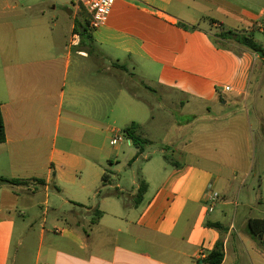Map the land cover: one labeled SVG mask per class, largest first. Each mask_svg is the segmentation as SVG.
I'll list each match as a JSON object with an SVG mask.
<instances>
[{
	"label": "crops",
	"instance_id": "1",
	"mask_svg": "<svg viewBox=\"0 0 264 264\" xmlns=\"http://www.w3.org/2000/svg\"><path fill=\"white\" fill-rule=\"evenodd\" d=\"M255 2L258 14L237 0H117L91 32L93 55L77 49L72 22L68 40L46 58L22 48L27 30L4 16L16 0H0V178L19 181L0 183V264H15L13 246L27 248L36 231L26 219L36 222L37 209L43 221L31 264H209L219 241L222 264H264L248 229L250 219H264L250 213L264 205V57L219 37L242 32L264 47V0ZM130 74L164 96L145 101L122 81ZM132 123L145 138L146 125L166 130L160 158L141 166L142 175L136 165L149 145L138 154L125 135L113 144ZM240 130L244 148L254 143L259 152L243 165ZM52 190L62 202L50 208Z\"/></svg>",
	"mask_w": 264,
	"mask_h": 264
},
{
	"label": "rangeland",
	"instance_id": "2",
	"mask_svg": "<svg viewBox=\"0 0 264 264\" xmlns=\"http://www.w3.org/2000/svg\"><path fill=\"white\" fill-rule=\"evenodd\" d=\"M237 1L240 5L252 7V9H254V11H256V13L258 14L259 4H257L256 2L251 3V0ZM16 3L18 5L17 8L14 11H8V13L4 16L7 18H11L15 22L16 29L18 26H23V28L27 30V32L23 31L20 33L22 48L25 47L26 49L35 50L37 53H39V56H43L44 54H46L47 58L48 54L57 52L61 49V43L68 40L72 22L74 24H77V22H81L82 24L86 25V11L83 8L79 9L75 20V9L70 0H16ZM70 10L71 14L69 13ZM32 56H34V54H32ZM76 60L77 57L74 55V62ZM116 72L118 73V75H120V72L118 70ZM122 81H124V84H126V86H128V88H130L132 91L141 92L143 99H145V101H149V103L159 101L161 100V97L164 96L163 93H159L160 97L154 94H148L146 92L147 88L144 85L140 84L138 80L134 78L133 74H130L127 79L122 78ZM152 81H154V78ZM152 81L148 83L149 85H151L150 87H154L155 85L154 83H152ZM142 106L144 110L149 109L147 102H144ZM168 111L169 109L166 108V106L163 109H159L157 107L156 115L160 116L163 113L167 114ZM145 133L147 138L151 139L153 143H151L146 148L143 157L140 158L139 163H137L136 165V172L140 175L143 174L141 166L145 167L148 162L156 158H160L158 152L162 146L160 140L166 138V130H164L163 132L153 133L149 125L145 126ZM243 135V131L240 130V142L238 144L240 165L245 164L246 161L253 157V155L257 156V154L259 153L257 151V147L254 150V143H250L249 152L246 150V148H244V142L241 141L242 139H244ZM212 139H217V136L213 137ZM216 141L217 140H215L214 143H217ZM208 142H210V138L208 139ZM262 146H264V143H262ZM145 155L149 157L148 161L144 160ZM42 197H44V195L41 196L40 201H43ZM239 201L241 200L236 198V196H231V202H233L234 205L239 204ZM61 202L62 200L57 196V192L52 190L51 198L49 199V205L47 207L53 208L54 204H60ZM234 205L232 206L233 208L235 207ZM238 210L241 218L244 216L247 209L240 207ZM262 211H264V205H257L252 212H247H250L254 217H264ZM37 218L36 222H33L32 219L27 217V221H32V223H34L33 228L36 232L32 230L29 237L27 238V248L18 249L16 246H13L11 253V262L15 261V264H31L35 260L36 254L39 249L38 233L41 230V224L43 221L42 211L40 209H37ZM22 221L23 217L22 215H19L18 226H22ZM246 240L249 239L247 238Z\"/></svg>",
	"mask_w": 264,
	"mask_h": 264
},
{
	"label": "trees",
	"instance_id": "3",
	"mask_svg": "<svg viewBox=\"0 0 264 264\" xmlns=\"http://www.w3.org/2000/svg\"><path fill=\"white\" fill-rule=\"evenodd\" d=\"M84 30V31H83ZM75 35L79 36L80 42L77 46L79 51L85 52L88 56L94 54V50L96 48L93 36L91 31L89 30L87 24L84 25L81 22H77L74 28ZM219 37L223 40H233L238 44L252 50L257 53L261 57H264V47L255 41L253 36L243 34L242 32L237 31H226L224 33L219 34ZM114 68L121 69L123 71H127V67L125 65H120L118 62H114L112 64ZM124 135L134 144V146L138 149V154H142L145 148L151 144V140L143 137L141 133V126L132 123L130 126L123 130ZM6 142V128L4 123V117L2 114V109L0 106V145ZM105 179V177H104ZM0 183H19L18 180H8L5 178H0ZM21 183V182H20ZM146 191V185L144 183L141 184V187L138 192V197L141 199ZM95 220L101 216V212L95 210L94 212ZM211 227L221 229L220 224H210ZM249 233L252 238L259 240L264 248V219H250L248 222ZM224 261V244L222 241H219L214 250L208 256L207 262L209 264H222Z\"/></svg>",
	"mask_w": 264,
	"mask_h": 264
},
{
	"label": "built area",
	"instance_id": "4",
	"mask_svg": "<svg viewBox=\"0 0 264 264\" xmlns=\"http://www.w3.org/2000/svg\"><path fill=\"white\" fill-rule=\"evenodd\" d=\"M74 9L79 10L83 8L86 13L89 15V30L94 32L100 28H102L108 21L109 16L112 13L114 5L117 0H70ZM79 36L77 35V38ZM229 91L230 88H227ZM124 139V134L119 133L114 139L113 144H117L118 142ZM219 199V194L214 192L210 196V202L212 203L210 206V211L214 210L215 204ZM200 256L205 258L206 255L204 252H200Z\"/></svg>",
	"mask_w": 264,
	"mask_h": 264
},
{
	"label": "water",
	"instance_id": "5",
	"mask_svg": "<svg viewBox=\"0 0 264 264\" xmlns=\"http://www.w3.org/2000/svg\"><path fill=\"white\" fill-rule=\"evenodd\" d=\"M84 31V30H83Z\"/></svg>",
	"mask_w": 264,
	"mask_h": 264
}]
</instances>
